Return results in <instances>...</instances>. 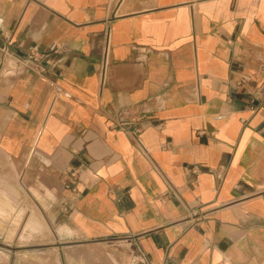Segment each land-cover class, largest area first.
Wrapping results in <instances>:
<instances>
[{
    "label": "crops",
    "instance_id": "crops-1",
    "mask_svg": "<svg viewBox=\"0 0 264 264\" xmlns=\"http://www.w3.org/2000/svg\"><path fill=\"white\" fill-rule=\"evenodd\" d=\"M262 89L264 0H0V162L55 264H264Z\"/></svg>",
    "mask_w": 264,
    "mask_h": 264
},
{
    "label": "rangeland",
    "instance_id": "rangeland-1",
    "mask_svg": "<svg viewBox=\"0 0 264 264\" xmlns=\"http://www.w3.org/2000/svg\"><path fill=\"white\" fill-rule=\"evenodd\" d=\"M21 184L13 163L0 162V264H55L52 231Z\"/></svg>",
    "mask_w": 264,
    "mask_h": 264
},
{
    "label": "built area",
    "instance_id": "built-area-1",
    "mask_svg": "<svg viewBox=\"0 0 264 264\" xmlns=\"http://www.w3.org/2000/svg\"><path fill=\"white\" fill-rule=\"evenodd\" d=\"M110 50V43L108 35L106 34L105 43L103 47V62L106 61ZM40 55L35 47L29 49V52L26 57H21L17 55L10 54L8 56V60L11 65V69L20 70L21 68H31L35 69L39 72L45 69V66L39 63ZM264 90V89H262ZM110 126L124 132L127 137L130 139L132 144L136 146L139 150L143 151V153H147V150L141 141L140 134L143 130L145 124H148V120L142 114L140 110H136L131 107H122L116 109L112 112L109 118ZM77 171L72 170L70 172V183H74L76 179ZM73 186V190H75ZM139 261L147 262L146 257L143 253L139 254Z\"/></svg>",
    "mask_w": 264,
    "mask_h": 264
},
{
    "label": "bare ground",
    "instance_id": "bare-ground-1",
    "mask_svg": "<svg viewBox=\"0 0 264 264\" xmlns=\"http://www.w3.org/2000/svg\"><path fill=\"white\" fill-rule=\"evenodd\" d=\"M9 204H10V203H9ZM31 219H33V218H31ZM31 219H29V222H30ZM31 221H32V220H31ZM31 223H32V222H31ZM29 224H30V223H29ZM27 226H28V225H27ZM29 226H30V225H29ZM33 226H34V225H33ZM33 226L31 225V227H33ZM9 236H10V235H9ZM32 236H33V235H32Z\"/></svg>",
    "mask_w": 264,
    "mask_h": 264
}]
</instances>
